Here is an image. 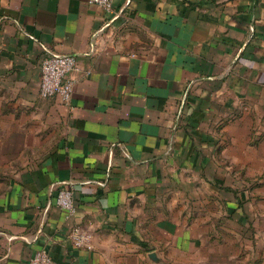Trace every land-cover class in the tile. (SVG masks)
<instances>
[{
	"label": "crops",
	"instance_id": "1",
	"mask_svg": "<svg viewBox=\"0 0 264 264\" xmlns=\"http://www.w3.org/2000/svg\"><path fill=\"white\" fill-rule=\"evenodd\" d=\"M88 1L0 0V264L40 250L150 262L162 237L185 249L198 188L241 218L226 171L264 142L249 141L264 117V0ZM49 53L75 59L68 104L39 97ZM66 185L72 217L54 204Z\"/></svg>",
	"mask_w": 264,
	"mask_h": 264
},
{
	"label": "rangeland",
	"instance_id": "2",
	"mask_svg": "<svg viewBox=\"0 0 264 264\" xmlns=\"http://www.w3.org/2000/svg\"><path fill=\"white\" fill-rule=\"evenodd\" d=\"M250 127V145L262 142L264 136L261 139L260 135H264V117L258 116ZM241 158L243 160L241 162L240 159L237 171L232 167L226 171L227 182L235 179L236 185L233 186L236 191L249 199L242 203L243 211L238 212L241 218L229 211L224 213L222 197L218 201L216 197L207 199L204 191L198 188L195 195L201 201L196 206L204 210L196 211L193 219H187L188 229L193 228L187 235V238L193 239L192 244L185 249L175 250L162 237L161 247L156 251L159 260L155 264H264V142L252 154L243 150ZM233 159L228 161L234 163ZM227 192L226 199L233 197L235 200L234 197L238 196ZM145 260L142 256L139 260L130 259L125 264H153L152 260Z\"/></svg>",
	"mask_w": 264,
	"mask_h": 264
},
{
	"label": "built area",
	"instance_id": "3",
	"mask_svg": "<svg viewBox=\"0 0 264 264\" xmlns=\"http://www.w3.org/2000/svg\"><path fill=\"white\" fill-rule=\"evenodd\" d=\"M103 11L110 13L114 0H89ZM77 71L74 57L49 53L40 63L39 97L42 99L58 98L63 104H68L73 94L72 74ZM55 206L67 216L76 215V206L73 197V187H60L54 197ZM76 249L91 250L90 236L74 228L70 235ZM27 264H60L52 259L45 250L37 251Z\"/></svg>",
	"mask_w": 264,
	"mask_h": 264
},
{
	"label": "trees",
	"instance_id": "4",
	"mask_svg": "<svg viewBox=\"0 0 264 264\" xmlns=\"http://www.w3.org/2000/svg\"><path fill=\"white\" fill-rule=\"evenodd\" d=\"M227 188V191H231L233 192V194H238L237 197H234L235 198V205H232V209L231 211L234 212L236 211L237 209L238 210H242L243 211V206H242V203L244 204L245 201L249 200L247 199V197L245 198V195L242 193V192H239V191H236V189L234 188V191L232 190V188L230 187H226ZM245 199V200H244ZM235 206V207H234ZM241 213V212H240Z\"/></svg>",
	"mask_w": 264,
	"mask_h": 264
},
{
	"label": "water",
	"instance_id": "5",
	"mask_svg": "<svg viewBox=\"0 0 264 264\" xmlns=\"http://www.w3.org/2000/svg\"><path fill=\"white\" fill-rule=\"evenodd\" d=\"M155 256H156L155 253H150V254L148 255V258L151 259L152 261H155V260H156ZM156 262H157V261H156Z\"/></svg>",
	"mask_w": 264,
	"mask_h": 264
}]
</instances>
